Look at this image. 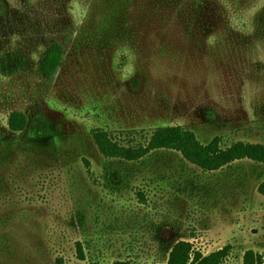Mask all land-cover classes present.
Segmentation results:
<instances>
[{"label":"rangeland","instance_id":"obj_1","mask_svg":"<svg viewBox=\"0 0 264 264\" xmlns=\"http://www.w3.org/2000/svg\"><path fill=\"white\" fill-rule=\"evenodd\" d=\"M177 125L264 144V0H0V264H160L180 240L264 257V164L110 160L92 136Z\"/></svg>","mask_w":264,"mask_h":264},{"label":"trees","instance_id":"obj_2","mask_svg":"<svg viewBox=\"0 0 264 264\" xmlns=\"http://www.w3.org/2000/svg\"><path fill=\"white\" fill-rule=\"evenodd\" d=\"M64 57L63 47L53 44L46 52L43 70L49 76H54L61 67ZM28 124V117L22 111H13L9 117V128L12 131H23ZM95 144L100 152L110 160L123 162H142L149 155L161 150L180 153L182 158L198 166L202 171L214 172L231 166L242 160L264 164V144L238 141L224 147L219 138L209 143H202L196 133L183 126H161L153 130L146 144H123L111 132L103 129L92 131ZM264 195V182L259 186ZM79 245L81 259H85L82 245ZM233 250V245L203 254L196 250L190 241L180 240L169 250L168 260L160 264H225ZM90 264H101L91 262ZM113 264H133L130 260H117ZM243 264H264L262 254L248 250L243 257Z\"/></svg>","mask_w":264,"mask_h":264}]
</instances>
